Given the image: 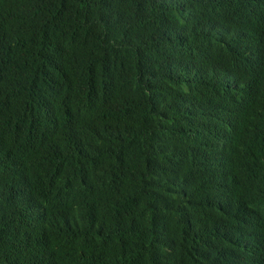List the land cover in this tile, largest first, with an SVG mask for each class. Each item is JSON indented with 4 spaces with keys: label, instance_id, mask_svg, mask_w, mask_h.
<instances>
[{
    "label": "trees",
    "instance_id": "16d2710c",
    "mask_svg": "<svg viewBox=\"0 0 264 264\" xmlns=\"http://www.w3.org/2000/svg\"><path fill=\"white\" fill-rule=\"evenodd\" d=\"M212 194L264 225V0H0V264H212Z\"/></svg>",
    "mask_w": 264,
    "mask_h": 264
},
{
    "label": "clouds",
    "instance_id": "9594fccd",
    "mask_svg": "<svg viewBox=\"0 0 264 264\" xmlns=\"http://www.w3.org/2000/svg\"><path fill=\"white\" fill-rule=\"evenodd\" d=\"M237 29L241 34L240 28ZM180 206L186 208L185 204L180 203ZM252 208L262 215L264 223V206ZM247 211L245 201L238 197L212 194L204 200L203 209L191 221L195 232L205 237L214 229L219 217L229 221L226 241L215 242L217 249L212 264H260L264 254V225L252 229L246 223Z\"/></svg>",
    "mask_w": 264,
    "mask_h": 264
},
{
    "label": "bare ground",
    "instance_id": "6f19581e",
    "mask_svg": "<svg viewBox=\"0 0 264 264\" xmlns=\"http://www.w3.org/2000/svg\"><path fill=\"white\" fill-rule=\"evenodd\" d=\"M226 37V36H225ZM222 38V37H221ZM242 38V37H241ZM251 45V44H250ZM249 47H251V46H249ZM254 49V48H253ZM249 50H250V48H249ZM250 52H251V50H250ZM252 55V54H251ZM253 58H254V56H253ZM230 75V74H229ZM232 78H233V76H231ZM235 80H237V78L235 79ZM234 80V81H235ZM241 82H242V80H240ZM237 83V82H236ZM240 84V83H239ZM179 193V192H178ZM179 195V194H178ZM176 196H177V194H176ZM169 255V254H168ZM165 262H167V261H165Z\"/></svg>",
    "mask_w": 264,
    "mask_h": 264
}]
</instances>
